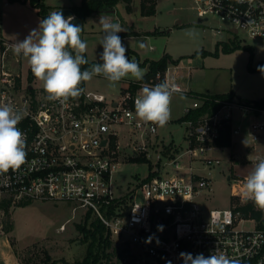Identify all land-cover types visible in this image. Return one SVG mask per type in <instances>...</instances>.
<instances>
[{
	"label": "built area",
	"instance_id": "built-area-1",
	"mask_svg": "<svg viewBox=\"0 0 264 264\" xmlns=\"http://www.w3.org/2000/svg\"><path fill=\"white\" fill-rule=\"evenodd\" d=\"M193 8L203 23L216 17L219 25L209 26L214 35L227 32L228 41L243 40V32L264 40V0H194ZM13 43L0 34V105L13 106L22 115L18 127L26 137L27 160L19 170L0 175V194L15 204L63 201L73 205L74 217L79 209L84 218L93 215L116 245L115 264H184L181 252L207 257L216 250L239 264H264V228L254 215L259 211L264 217V211L242 196L246 176L228 175L233 205L204 204L213 189L206 171L211 173L222 161L214 154L222 147L217 141L227 126L233 138L247 121L251 147L256 148L264 137V106L255 100L216 99V111L181 121L186 147L170 146L168 151L157 147L162 142L159 126L135 118L134 102L143 86L167 81L176 89L173 96L194 97L182 116L200 108L210 97L184 88L177 77L179 62L169 60L164 71L143 80L127 79L117 98L82 83L79 97L61 103L47 98L27 59L13 53ZM120 135H130L133 153L122 151ZM136 155L146 157L154 174L118 191L115 173L123 160ZM261 157L256 153L250 162ZM246 204L252 207L243 208ZM247 222L252 226H244ZM65 229L62 223L59 230Z\"/></svg>",
	"mask_w": 264,
	"mask_h": 264
},
{
	"label": "rangeland",
	"instance_id": "rangeland-1",
	"mask_svg": "<svg viewBox=\"0 0 264 264\" xmlns=\"http://www.w3.org/2000/svg\"><path fill=\"white\" fill-rule=\"evenodd\" d=\"M54 1L48 0L49 3ZM140 3L141 0H133L132 10H129L123 1H119L116 12L109 13L113 16V20L119 22L125 29L119 34L120 36L127 35L131 30L135 32L134 34H138L122 37L127 50L138 51L145 57H155L165 53L170 56L167 62L171 58L174 59V63L179 60L181 66L178 69V81L184 88L195 91L191 93L195 96H213L233 89L235 92L233 100L236 102H251L264 97V74L258 70H249L250 62L256 68L260 61H264L263 39L253 40L243 32L239 34V38L246 39L242 42L253 48L254 57L251 61L250 52L245 48L225 52L222 45L217 47L218 41H228L230 35L227 32L213 34L209 26L219 25L215 16H211L205 23L198 22L197 13L193 8L194 0H156L154 14H143ZM134 7H138V10H134ZM100 15L103 14H90L83 22V40L88 46L84 55L91 64L102 63L98 55L102 51L100 41L103 31L96 23ZM43 18L29 3L0 0V32L7 40L12 42H15V38L23 40L30 30L38 27L39 21ZM189 29L195 30L194 38L186 34V30ZM141 44L144 47H141ZM130 58L133 59L134 55L130 54ZM27 69V63L23 61L25 76H28ZM129 78L132 79L126 77L111 85L100 75L83 82V85L88 90L104 93L108 98H117L121 90L128 85ZM193 99V96L183 94L172 97L171 106L174 107V111L171 110V120L164 127H159L158 137L162 142L157 147L163 146L165 149L168 146L186 147V126L177 119L182 116V105L191 104ZM197 99L202 101L201 98ZM247 125V122L243 124L241 136L237 135L233 138L236 142L252 145ZM127 130L125 129V132ZM119 141L123 152L133 153L130 135H120ZM255 145L256 148L249 150L250 155L245 154L244 149L239 153L233 145L231 150L219 149L214 153L220 155L222 161L211 173L206 171L213 180L212 192L204 202L208 208L233 205L231 183L227 177L229 174L247 176L253 170L254 164L250 160L256 153L264 155V137ZM151 167L147 160H123L121 167L115 173L118 191H121L122 187H133L140 179L149 177ZM6 197L4 193L0 194V201ZM9 210L8 216L0 206V249L4 248L3 237H7L21 264L40 261L44 258L45 252L49 253L51 259L53 258L54 264H78V261L85 257L87 243L83 241V233L78 228V224L85 221L82 209L77 210L74 217L73 205L70 203L32 201L25 205L13 203ZM89 217L90 220L95 219L93 215ZM9 223L13 225V229L7 231ZM62 223H66V229L60 231L59 226ZM244 226L251 227L252 223L247 222ZM112 244L115 245L114 242ZM114 259L115 257L113 261ZM101 261L102 259L97 264H103ZM0 264H4L2 256H0Z\"/></svg>",
	"mask_w": 264,
	"mask_h": 264
},
{
	"label": "clouds",
	"instance_id": "clouds-1",
	"mask_svg": "<svg viewBox=\"0 0 264 264\" xmlns=\"http://www.w3.org/2000/svg\"><path fill=\"white\" fill-rule=\"evenodd\" d=\"M74 19L73 16L65 18L61 11H53L41 19L38 27L30 30L23 40L15 38L11 45L15 55L27 59L33 76L42 82L49 100L64 103L69 98L79 97L83 92L81 84L94 76L102 75L111 85L126 77L143 80L145 70L126 55L127 48L119 35L125 29L105 15H100L96 22L103 31L102 51L98 55L102 63L82 70L81 66L88 63L84 56L88 46L82 39V26L73 23ZM186 34L196 36L194 29L186 30ZM140 46L144 47L143 44ZM257 70L264 74V66H258ZM175 91L167 81L151 87L143 86L134 102L135 118L164 127L171 118ZM21 120L22 115L13 106L0 105V175L9 170L17 171L26 163V137L18 127ZM242 196L264 211V157L257 159L253 170L245 177ZM180 258L184 264H239L237 259L218 250L207 257L203 254L193 257L191 253L181 252Z\"/></svg>",
	"mask_w": 264,
	"mask_h": 264
},
{
	"label": "trees",
	"instance_id": "trees-1",
	"mask_svg": "<svg viewBox=\"0 0 264 264\" xmlns=\"http://www.w3.org/2000/svg\"><path fill=\"white\" fill-rule=\"evenodd\" d=\"M10 1H21V2H28L31 6L36 8L37 12L42 16L46 17L49 13L52 12V7L47 5L45 0H10ZM119 1H123L126 4V7L129 10H132V3L133 0H81L80 4L73 5L72 8L74 9L75 13L85 20V18L94 13V12H104L107 10L114 9L115 6ZM140 10L143 14H154L156 11V0H141L140 3ZM222 45V48L225 52H230L238 48H245L250 52V60L252 61L254 57V51L251 45L244 44L240 39H233L229 41H218L217 47ZM126 55L130 58V54L134 55V60L139 64V66H147L149 65L148 71H146L144 78L156 73L158 70L164 71L168 65L167 59L170 58L169 55L165 54L162 58L158 60L152 59H145L144 61H140V58L136 52L131 50H127ZM85 56V55H84ZM86 58V57H85ZM172 61L174 59L171 58ZM175 62V61H174ZM178 62V61H176ZM250 62L249 70L255 71L257 70L258 66H264V61H260L256 68L251 65ZM92 65L91 63H87L82 66L84 70H88ZM216 96V97H215ZM235 96V92L233 89L226 93H220L213 96H209L210 99H206L203 105L200 108H197L191 113L180 117L177 121H183L189 118H196L205 112H214L216 111L218 104L216 103V98H224L227 100H233ZM256 104L259 106H264V97L255 99ZM250 103V102H249ZM217 144L220 146H231L232 145V136H231V127L227 126L223 132L222 138L217 141ZM169 148V149H168ZM167 150H170V146ZM130 160H139V161H146V157L144 155H136L130 158ZM154 173H150V176ZM29 202H21L18 203L19 205H25ZM12 201L10 198H3L0 201V206L4 209V213L6 215H10V207L12 206ZM252 206L251 204H246L243 208L250 209ZM255 217L257 220L260 221L259 227L264 228V217L261 212L255 211ZM78 228L83 233V241L87 243V253L85 257L78 261V264H97V262L102 259L103 264H115L113 261V257L116 256L117 249L116 245L112 244V239L110 233L106 226L99 220L94 219L90 220V217H86L84 223L78 224ZM7 231L13 229L12 224L7 225ZM53 258L51 259L48 252H45L44 258L40 261H28L22 264H54ZM240 264H255L254 261H248Z\"/></svg>",
	"mask_w": 264,
	"mask_h": 264
},
{
	"label": "crops",
	"instance_id": "crops-1",
	"mask_svg": "<svg viewBox=\"0 0 264 264\" xmlns=\"http://www.w3.org/2000/svg\"><path fill=\"white\" fill-rule=\"evenodd\" d=\"M11 2V1H10ZM17 2H21V1H17ZM46 4L51 6L53 9L55 8H58V7H72L73 5H77V4H80L81 0L79 2H76L75 0H55L54 2H48V0H45ZM22 3H28V2H22ZM133 4V3H132ZM126 5V4H125ZM33 7V6H32ZM134 10H138V7H134ZM116 12V6L114 9H111V10H107V11H104V12H94L92 14L94 15H99V14H103L105 16H108L109 18L113 19V16L109 13H115ZM84 22V21H83ZM1 29V28H0ZM127 33V31L125 32ZM130 33V34H128ZM127 33V35H123L121 37L125 38V37H128V36H132V35H138V34H134L135 32L133 30H131V32L129 31ZM133 33V34H132ZM1 34V32H0ZM135 51V50H134ZM139 58H140V61H144L145 59H152V60H158L159 58L163 57L165 55V53H161L160 55H157V56H142L138 51H135ZM179 61V60H178ZM180 62H179V67H180ZM140 67H143L144 70H145V73H146V69H147V66H140ZM130 79V78H129ZM130 80H135L134 78L130 79ZM231 90V89H230ZM223 93H226V92H223ZM237 94V93H236ZM238 95V94H237ZM239 96V95H238ZM242 97V96H241ZM247 98V97H245ZM184 106L186 105H182V114H183V108ZM171 110L174 111V107L171 106ZM181 114V115H182ZM181 117V116H180ZM179 117V118H180ZM247 121L244 122V124L246 123ZM248 129V128H247ZM240 135V134H238ZM237 136V135H235ZM241 136V135H240ZM234 137V136H233ZM232 145L234 146V148L238 149L239 150V153H240V150L241 149H244V153L247 154V155H250V151L249 150H252L254 149L253 147H251V145H246L244 143H241L240 141L236 142L234 140V138H232ZM230 149L231 150V146H222L221 149ZM236 163V162H235ZM7 236V235H6ZM4 238V248L3 250L0 249V256L3 257V261H4V264H21L20 261H19V258L15 252V250L13 249L12 245H11V242L9 241V239L7 237H3Z\"/></svg>",
	"mask_w": 264,
	"mask_h": 264
},
{
	"label": "water",
	"instance_id": "water-1",
	"mask_svg": "<svg viewBox=\"0 0 264 264\" xmlns=\"http://www.w3.org/2000/svg\"><path fill=\"white\" fill-rule=\"evenodd\" d=\"M53 11H61L65 18H67L68 16H73L75 19L73 21V23L81 25L83 28V32H82V39H83V33H84V27H83V19L80 18L74 11V9L72 7H58L52 10ZM202 19L198 18V22H201ZM228 179H230V176H228Z\"/></svg>",
	"mask_w": 264,
	"mask_h": 264
}]
</instances>
